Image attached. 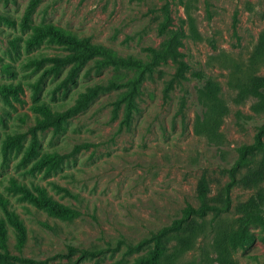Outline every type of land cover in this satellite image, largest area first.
I'll list each match as a JSON object with an SVG mask.
<instances>
[{"label": "rangeland", "instance_id": "rangeland-1", "mask_svg": "<svg viewBox=\"0 0 264 264\" xmlns=\"http://www.w3.org/2000/svg\"><path fill=\"white\" fill-rule=\"evenodd\" d=\"M31 1L0 0V84L20 87L18 98L0 94V197L26 230L20 248L19 231L0 201V224L8 236V246L0 247L5 258L0 264H135L153 249V242L143 246V240L170 225L187 206H200L201 179L208 184L209 204L218 203L231 180L228 168L238 157L237 148L253 143L264 122V113L252 110L255 100L236 103L229 85L231 73L247 69L264 30V0H40L32 25L53 23L121 56L147 61L149 49L161 51L171 44L176 55L145 77L129 122L125 105L116 104L128 88L109 86L128 81L134 72L97 68L90 61L74 75L71 65L47 73L51 63L32 62L61 50L47 43L27 46L31 30L21 22ZM191 18L199 39L191 32ZM176 59L187 66L184 79ZM196 73L220 84L229 108L218 141L195 132L201 113ZM258 75H264V62ZM96 86L105 89L87 107L57 129L38 131L37 153L25 159L33 143V105L72 107ZM18 132L25 134L22 147L4 151L3 140ZM45 153L64 160L52 171L35 169ZM12 181L32 191L44 188L81 216L74 221L51 216L16 191ZM259 191L264 192V182L234 186L232 207L224 216L238 218L239 207ZM251 232L254 242L234 255L238 264H264V231L253 226ZM208 251L209 238H201L179 264H209Z\"/></svg>", "mask_w": 264, "mask_h": 264}, {"label": "trees", "instance_id": "trees-1", "mask_svg": "<svg viewBox=\"0 0 264 264\" xmlns=\"http://www.w3.org/2000/svg\"><path fill=\"white\" fill-rule=\"evenodd\" d=\"M40 0H32L22 20V26L30 29L31 32L26 39L29 48L47 43L57 47L61 52L50 55L41 54V58L32 60L34 64L41 65L45 62L51 63L46 69L47 73H58L63 67L71 65V75H74L80 68L90 61L96 63L97 68L113 66L117 69H124L135 74L124 83L113 82L112 87H127L117 100V106L125 105V122H129L133 112L136 110V98L140 93V85L149 74H152L156 67L165 62L169 55L175 52L171 44H167L161 51L149 49L150 56L147 61L133 56H121L114 49L102 44L94 43L89 38H82L78 34L67 30L53 23L45 25H32L31 16ZM12 25L15 22L8 20ZM191 32L196 39L200 36L196 30L194 20H190ZM164 29V28H163ZM162 29V30H163ZM176 55V54H175ZM179 63V76L185 78L183 70L184 62L176 59ZM264 62V30L260 34L257 45L254 48L249 64L245 71L231 73L229 85L236 91L235 102L244 103L253 99L252 105L254 114L264 113V75H258L261 64ZM199 79L196 87L197 101L201 107V113L195 121V132L197 135L206 136L210 140L221 139L219 130L224 118L229 113V108L222 97L221 86L204 74H195ZM101 86L91 88L83 93L79 102L72 107L63 108L52 106L48 103H36L33 105L35 113V124L31 128L33 140L26 152L25 159L34 157L36 152L37 133L51 127L59 128L62 124L80 112L82 109L98 96ZM19 85L15 83H1L0 94L8 100L9 97L18 98ZM62 108V109H60ZM24 133L18 132L9 135L3 141V150L17 149L22 147L25 138ZM238 157L233 165L228 168L231 180L217 198L216 205L209 204L208 184L205 178L199 184L198 200L199 207L187 206L180 217L177 216L170 225L163 227L151 237L141 242L144 244L153 242V249L139 257L135 264H179L180 259L187 253L193 251L201 238H209V251L205 258L209 264H238L234 258L235 253L254 242L255 236L251 232L253 226H259L264 231V192H258L255 197L239 207L240 216L233 221L228 220L224 214L232 207L231 191L234 186L246 187L258 186L264 182V122L257 126V133L254 142L237 148ZM64 156L57 153H45L35 162V169H46L52 171L57 169L63 162ZM242 170L243 174L238 175ZM12 187L24 195V197L39 209H43L51 216L74 221L81 216V213L52 198L43 188H36L35 191L27 186L12 181ZM0 201L7 211L12 224L19 231L18 246L25 245L26 230L17 216L8 211L7 201L0 197ZM210 212H215L210 219ZM7 230L3 222L0 224V247L8 246ZM94 255L99 252H84ZM0 258L5 259L1 254Z\"/></svg>", "mask_w": 264, "mask_h": 264}]
</instances>
